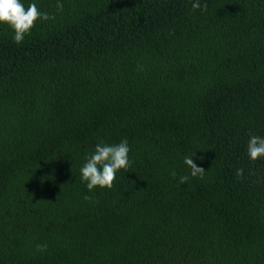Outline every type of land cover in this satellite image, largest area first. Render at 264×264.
Listing matches in <instances>:
<instances>
[{"label":"trees","instance_id":"obj_1","mask_svg":"<svg viewBox=\"0 0 264 264\" xmlns=\"http://www.w3.org/2000/svg\"><path fill=\"white\" fill-rule=\"evenodd\" d=\"M21 2L55 19L0 24V264H264V0ZM123 139L89 192L85 156Z\"/></svg>","mask_w":264,"mask_h":264},{"label":"clouds","instance_id":"obj_2","mask_svg":"<svg viewBox=\"0 0 264 264\" xmlns=\"http://www.w3.org/2000/svg\"><path fill=\"white\" fill-rule=\"evenodd\" d=\"M64 5L62 0H57L56 9L62 12ZM192 9L207 10V4L201 8L200 0H195L192 3ZM55 19L54 15H49L47 12H41L36 3H31L27 7L21 0H0V24H5L13 32V41L16 44H21L26 35L31 33L35 27L37 20ZM130 148L127 139L121 140L118 144H106L103 141L95 145L94 151L85 156V163L80 168V179L86 183L87 190L93 191L95 188L111 189L114 185L116 173L121 169H127L131 161L129 160ZM247 156L251 161H256L264 157V137L258 135H250L247 143ZM184 164L191 170V177L202 178L205 170L198 167L193 160V157L185 156ZM171 175L175 178L176 173ZM237 178H242L244 169L238 168L235 173ZM189 180V176H181L179 183L184 184ZM85 200H90L91 197L85 195ZM47 249L46 244L36 245L37 252H44Z\"/></svg>","mask_w":264,"mask_h":264}]
</instances>
